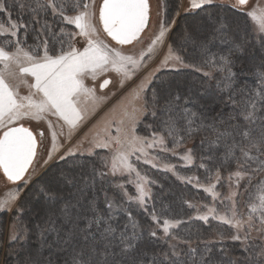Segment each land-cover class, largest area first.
<instances>
[{
  "label": "snow or ice",
  "instance_id": "obj_1",
  "mask_svg": "<svg viewBox=\"0 0 264 264\" xmlns=\"http://www.w3.org/2000/svg\"><path fill=\"white\" fill-rule=\"evenodd\" d=\"M250 4L188 0L193 23L172 34L175 21L161 20L145 49L126 53L122 46L142 42L149 0H103L98 8L95 0H0V171L17 185L0 199V214H11L7 240L0 224L5 264H264V0ZM228 8L243 13V23L222 14ZM97 15L121 48L98 38ZM160 52L158 67L101 117L95 133L73 143L107 101L87 81L114 72L123 88ZM162 69L177 76L190 69L198 77L165 79L156 74ZM11 81L26 84L29 94L20 95ZM49 117L62 122L60 133ZM24 121L51 129L48 160L61 147L58 136L70 145L58 157L65 167L29 193L36 137L44 133L34 134ZM189 141H197L195 151L185 147ZM182 147L179 158L204 170L207 187L196 176L180 179L227 203L223 212L203 205L197 218L229 226L231 235L219 233L216 243L235 242L238 255L227 245L214 252L199 235L193 247L192 234L180 231L184 219L168 218L166 208L157 212L156 181L137 165L157 168L162 154L177 156ZM217 185L228 189L223 197ZM237 197H245L246 214L238 213ZM134 207L156 228L141 223Z\"/></svg>",
  "mask_w": 264,
  "mask_h": 264
},
{
  "label": "rangeland",
  "instance_id": "obj_2",
  "mask_svg": "<svg viewBox=\"0 0 264 264\" xmlns=\"http://www.w3.org/2000/svg\"><path fill=\"white\" fill-rule=\"evenodd\" d=\"M234 1L235 0H220L221 3H224L226 5H230V4L234 3ZM102 2H103V0H95L97 8L102 4ZM177 3L179 4V1H177ZM256 3H257V0H251V4L249 5V7H251L252 4H256ZM149 4H150V18H149L147 28L141 34V41L142 42L134 43L133 45L122 46L123 51L126 53L127 52L138 53L141 49H145L147 47L148 43L150 42V40L152 38H154V34L157 32L158 23L161 20H164L166 22L167 21H175V23L171 25L172 34H173L174 30L178 34L186 25H190V24L184 25L183 22L182 23L179 22L180 16H182V15H184V13H186L185 10H186L187 5H188V0H181L178 12L173 13V15H171V16L168 15L169 12L167 10V7H166V9L164 7L165 5H167L165 0H149ZM240 22L243 23V21H240ZM93 23H95L97 26L98 38L100 40L109 44L111 47L121 48V46L116 45L115 41H113L103 31L102 25L98 20V15H97V18L93 21ZM176 28L178 31L176 30ZM82 44H83V40L81 38V45ZM78 46H80V45H78ZM162 56H163V52H160L159 55H156L152 60L147 61L146 67L137 75L136 78H134L131 81L126 82L123 88L120 87V77L114 72H110V73L106 74L105 76H101L95 82L88 80L87 83H89L90 85H92L94 83V85L96 86L97 95L107 97V101L105 103H103L101 106H99V108L95 111V114L92 115L83 124V126L75 134V139L73 140V143H75L76 139H79V137L83 136L84 134H89V135L94 134L96 129H94L93 126L96 125L98 121H100L101 117H103L109 111V109H112L114 106H116L118 104L119 101L122 100V98L125 96V94L129 91V89L134 87V85L137 83V81L139 80V78L141 76L146 75L149 72H152L154 69H156L158 67V65L160 64ZM163 71H170V70L162 69V70L158 71L156 74L159 75ZM26 79H27L29 84L34 82L31 77H26ZM104 79H110L112 82L107 89L101 90L99 88V85L103 82ZM11 83L14 85L19 84L17 90H18L20 95L23 96V95L29 94L30 90L26 84L20 83L18 81H11ZM49 119L52 120V123L55 126V130L57 131V133H60L62 122L58 121L55 117H49ZM23 123L25 124V126L30 127L31 130L34 132V134H37L41 131H43V133H44L43 137H41L38 134L36 137L37 141L39 143V151H38L36 159L33 163V167L29 171L30 174L32 175V180H31V184H30V186H31L32 183L36 179H39L43 175H45L48 172V170H50L51 166L53 164H55V162L60 161L58 158L59 155L62 154L65 151V149L68 148L70 145L66 141L64 135L58 136V143H59V145H61V147L59 148V151L57 153L53 154L52 159L48 160V153L51 149V129H49L47 123L45 121H40V122L24 121ZM100 126L102 127V124ZM115 127H116V125L113 124L112 125V134L113 135L116 134L115 133ZM63 131L65 133L67 132L66 126L64 127ZM85 146H87V144H85ZM185 147L191 148L190 146H187V145ZM184 151H185V148L182 147V148L177 150V152H178L177 156H172L170 153L162 154L161 158L158 161H155V163L158 164V167L156 169L164 170L163 166L165 164L175 165L176 163H175L174 159H176V160L180 159L179 154H183ZM45 161H47V163H45ZM181 161H183V160H181ZM183 164L186 165V162L183 161ZM188 166H190V165H188ZM137 167L141 170V172H143L144 169H147V167L153 168L150 164H144V163H139L137 165ZM33 169H34V171H33ZM59 170H60L59 168H57L55 170L54 169L51 170L49 173L50 175H48V176L56 175ZM178 178H180V177H178ZM201 183L204 185V187H207L206 182L203 181ZM193 184L196 186L195 181ZM16 187H17V185H15V184H5L3 176L0 173V199H4L6 197V194L9 191L15 189ZM197 188L202 189L204 191L203 187H197ZM27 190L28 189H25V193L27 192ZM217 191L220 192L221 197H223L228 192V189L226 187L221 188L219 185H217ZM204 193L211 200L210 206H215L221 212L226 210V207H227L226 202L224 205H221L217 201L213 200L211 194H209L206 191H204ZM23 195H24V193H22L21 199L23 198ZM239 201H240L239 206L237 204L238 213L246 214L248 212V208L243 209V207L241 206L242 199L240 198L238 200V203H239ZM191 205H195L196 208L198 209V211L197 210L194 211L195 217H197L199 214H203V212L205 211V209L203 207V205H205V204H203V203L198 202V203H193ZM35 206L39 207V205H35ZM3 216H4L3 214H0V224H2L1 218ZM210 220H214V219L210 218ZM10 222H11V214H8L7 218H6L5 228H4V239L5 240H7L8 225L10 224ZM253 235H255V233H253ZM5 261H6V257L3 253H1L0 264H5ZM7 264H10V259L7 261Z\"/></svg>",
  "mask_w": 264,
  "mask_h": 264
},
{
  "label": "trees",
  "instance_id": "obj_3",
  "mask_svg": "<svg viewBox=\"0 0 264 264\" xmlns=\"http://www.w3.org/2000/svg\"><path fill=\"white\" fill-rule=\"evenodd\" d=\"M179 1V4L177 3ZM180 1L181 0H165L167 4V10L169 12V16L173 15V13L178 12L180 7ZM227 14L230 17H234L237 20L244 21L243 13H234L230 8L225 9L222 14ZM179 22H183L184 25L193 23L192 14L190 13H184V15L180 16ZM177 30V28H176ZM178 31V30H177ZM173 34H177V32H173ZM29 43H32L31 40H29ZM257 56L259 53L256 54ZM159 75H162L165 79L170 78H177L181 81H193L197 79L198 74L193 72L190 69L182 70V72L177 76L175 73H172L170 71H163ZM247 79H249V82H251V74H248ZM146 119V118H145ZM187 146H190L191 149L194 151L197 149V141H189ZM175 158V157H174ZM86 157H80V160H85ZM175 160V170L174 171H166V170H158L156 168H149L144 169L142 174H146L149 176L150 179L155 180L156 184L151 185V191L154 196V202L156 204V210L159 213L161 208H166L168 210L167 216L168 218H178V219H184L186 221L185 224H182L180 226V231L182 233H191L194 244L193 247L197 246L196 237L197 235L200 236L202 240L206 239L210 243H212L214 252L217 250L218 247H222L224 245H227L230 249V254H232L231 250L236 249L235 254L238 255V248L239 245L235 242H232L230 240H225L223 244L216 243L219 240V233H223L225 236L231 235V230L229 229V226L221 224L220 222H217L215 220H210L207 224L203 221H200L197 217L194 216V209L190 207V204L193 203H203L210 205L211 200L210 198L205 195L204 191L202 189L197 188L193 183H187L186 180H182L178 177H187L191 178L193 176L199 177L201 182H206L205 180V173L203 169H198L196 167V164H192L190 166H185L183 164V161L180 159H174ZM199 163V161H197ZM65 167V164L63 161H57L55 164H53L48 170V172L43 175L41 178L36 179L32 185L29 187L26 193H29L31 190H34L36 187H38L43 181L49 180L51 177L55 175H50L51 170H55L57 168L61 169ZM44 177V178H43ZM42 181V182H41ZM129 191L132 192L133 189L129 188ZM246 197V194H245ZM245 197H238L237 200L240 198L242 199L241 206L243 209H247L245 207ZM23 199V198H22ZM240 204V201L238 203V206ZM35 206V205H34ZM37 207V206H35ZM151 207V205H150ZM133 214L136 216V218L141 222L144 223L146 226H151L154 229L156 228V225L150 221V219L140 211L139 208L134 207L133 208ZM6 218L7 215L3 216L2 219V225H3V233L4 228L6 224ZM158 234H162L158 232ZM152 244H154L157 248L163 247V242L161 241H152ZM200 249H203V244L199 245ZM1 256V253H0ZM10 264H16L15 260L10 259Z\"/></svg>",
  "mask_w": 264,
  "mask_h": 264
},
{
  "label": "flooded vegetation",
  "instance_id": "obj_4",
  "mask_svg": "<svg viewBox=\"0 0 264 264\" xmlns=\"http://www.w3.org/2000/svg\"><path fill=\"white\" fill-rule=\"evenodd\" d=\"M37 144H38V146H37V153H38V151H39V143H38V141H37ZM37 156V155H36ZM36 159V158H35ZM35 161V160H34ZM34 163V162H33ZM31 169V168H30ZM30 171V170H29ZM0 173H1V175L3 176V179H4V183L5 184H13V183H11V182H9V181H7V179H6V177L3 175V173H2V171H0Z\"/></svg>",
  "mask_w": 264,
  "mask_h": 264
},
{
  "label": "water",
  "instance_id": "obj_5",
  "mask_svg": "<svg viewBox=\"0 0 264 264\" xmlns=\"http://www.w3.org/2000/svg\"><path fill=\"white\" fill-rule=\"evenodd\" d=\"M110 38H111V37H110ZM110 84H111V83H110ZM110 84L108 85V87L110 86ZM108 87H107V88H108ZM107 88H105V89H107ZM103 90H104V89H103Z\"/></svg>",
  "mask_w": 264,
  "mask_h": 264
}]
</instances>
